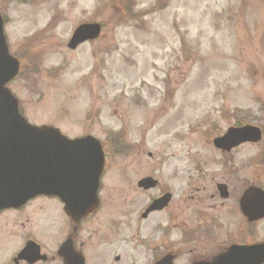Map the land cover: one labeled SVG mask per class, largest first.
<instances>
[{"label": "rangeland", "instance_id": "rangeland-1", "mask_svg": "<svg viewBox=\"0 0 264 264\" xmlns=\"http://www.w3.org/2000/svg\"><path fill=\"white\" fill-rule=\"evenodd\" d=\"M0 11L21 60L9 88L23 116L68 138L92 135L112 153L101 177V229L109 212L121 222L156 195L137 189L146 175L177 204L194 177L195 189L225 179L236 195L251 185L264 190V137L229 155L211 145L235 123L264 132V0H0ZM82 23H99L100 37L70 50ZM39 198L18 212L14 230L3 224L15 214H0V256L30 230L45 244L58 240L50 233L63 223L61 205Z\"/></svg>", "mask_w": 264, "mask_h": 264}, {"label": "flooded vegetation", "instance_id": "flooded-vegetation-1", "mask_svg": "<svg viewBox=\"0 0 264 264\" xmlns=\"http://www.w3.org/2000/svg\"><path fill=\"white\" fill-rule=\"evenodd\" d=\"M231 152L220 153L229 155ZM149 157L151 158L150 155ZM108 160L105 156V166ZM195 178L188 181L185 196L177 204L175 193L168 186H161L160 180L152 175L144 176L147 186L139 188L138 181L137 189L144 195L157 191L156 195H149L146 204L143 201L140 209L127 213L121 222L114 221L112 212H109L110 221L105 229H101L98 223V214L103 212L105 204L100 195L101 187L97 210L77 219L65 212L59 199L41 197L61 205L63 223L59 231L50 233L57 235L58 240L48 237L53 243L45 244L30 230L25 233L26 237L20 248L4 257L0 256V264H161L165 258L171 264L180 260H185L184 264H216L215 261L233 247H252L264 241L263 238L257 239L258 227L264 221V214L254 216L256 204L254 206L252 203L250 206L252 214H247V208L240 205L248 187L236 195L230 192L229 184L224 179L222 182H213L216 189H195L191 183ZM167 195V204L149 210L154 200ZM200 201L203 204L198 207L195 202ZM125 203L128 205L129 201ZM26 207L27 205L0 210V214H15V221L4 223L3 227L8 225V229L14 230L18 212L26 210ZM189 211L190 219L180 223L179 218ZM152 218L153 221L150 222ZM28 244H32L33 250L29 247L28 258L20 259L19 253Z\"/></svg>", "mask_w": 264, "mask_h": 264}, {"label": "water", "instance_id": "water-1", "mask_svg": "<svg viewBox=\"0 0 264 264\" xmlns=\"http://www.w3.org/2000/svg\"><path fill=\"white\" fill-rule=\"evenodd\" d=\"M97 24L80 25L73 32L68 48L75 50L87 40L98 37ZM18 61L9 52L0 16V210L19 208L39 196H55L64 203L73 219L92 213L98 206L97 189L103 171V152L92 137L68 140L57 129L36 127L19 114L18 101L6 87L18 73ZM261 131L257 127L230 128L213 141L216 148L229 151L243 143H257ZM140 187L147 186L145 180ZM168 197H166L167 199ZM257 201L254 216L264 214V192L258 188L245 191L240 205L252 214L250 206ZM166 200L154 202L150 210L163 206ZM255 206V203H253ZM29 247L19 254L28 258ZM216 264H261L264 262V243L252 247H233L219 257ZM161 264H171L165 258Z\"/></svg>", "mask_w": 264, "mask_h": 264}]
</instances>
